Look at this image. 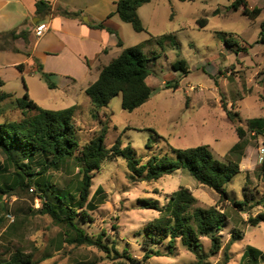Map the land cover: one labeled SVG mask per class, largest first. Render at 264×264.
<instances>
[{"label": "rangeland", "instance_id": "obj_1", "mask_svg": "<svg viewBox=\"0 0 264 264\" xmlns=\"http://www.w3.org/2000/svg\"><path fill=\"white\" fill-rule=\"evenodd\" d=\"M168 1L153 0L142 12L145 19L142 25L147 31L133 32L146 40L149 34L157 37L173 34L164 39L162 47L152 41L143 49L150 58L159 56L149 62L152 72L147 82L153 91L147 103L128 112L121 108L120 96L114 97L106 108L98 109L92 106L84 92L70 94L46 90V95L35 97L41 107L50 110L77 105L74 140L79 144L88 143L105 128L107 148L120 137L122 145L130 144L142 162L159 154L172 156L169 147L186 149L198 145H206L214 158L223 160L238 142L235 127L244 126L251 118H264V45L256 43L264 22V0H247L250 5L262 8L255 20L235 11L231 7L235 0ZM164 2L171 7L165 8ZM170 13L173 14L171 21L168 19ZM200 18L208 20L204 28L197 23ZM238 45L252 47L247 53H236ZM179 60L186 62L187 74L172 69V63ZM174 83L176 90L166 88ZM224 107L237 113L240 123L232 125ZM0 109H4L0 122L21 117L18 110L8 108L7 101ZM242 146L241 173L225 185L227 197L224 199L182 170L154 182H139L128 178L125 160L105 161L94 172L90 190L93 195L100 187L104 201L90 213L91 221L79 222L80 227L90 236L102 234L103 241L109 246L114 242L120 254L125 250L142 261L144 237L141 230L158 214L143 208L140 201L157 200L165 204L169 195L179 187H186L197 199L195 207L217 206L227 215V223L219 232L221 249L210 254V239L201 238L199 263L222 264L223 249L237 232L241 239L230 244L227 264H240L246 247L264 252V223L252 227L247 222L249 216L263 212L264 206L255 205L240 212L231 205L233 200L243 199V187L253 199L249 205L264 195V183L256 175L264 154V137L247 133ZM230 158L235 159L236 154ZM49 173L54 183L64 187L76 180L77 170L68 168ZM40 208L41 200L30 190L2 198L0 255L18 245L24 253L32 255L34 261L45 257L38 264H130L124 258L108 257L94 246L57 244L62 228L49 216L41 215ZM154 249L163 256H152L145 264H196L199 261V257L183 247L179 240L172 252H169L167 241Z\"/></svg>", "mask_w": 264, "mask_h": 264}, {"label": "trees", "instance_id": "obj_2", "mask_svg": "<svg viewBox=\"0 0 264 264\" xmlns=\"http://www.w3.org/2000/svg\"><path fill=\"white\" fill-rule=\"evenodd\" d=\"M150 1L119 0L116 13L123 22L130 24L135 32H146L138 9ZM231 7L250 20H255L261 14L260 8H249L246 0H235ZM35 8V13L40 18L52 12L51 5L43 0H36ZM61 14L76 15L67 11ZM197 23L204 28L208 20L200 18ZM97 27L102 28V23H99ZM172 36L173 34L150 36L142 43L123 48L117 57L100 69L98 78L84 90L92 106L97 109L106 108L116 96L121 97V108L128 112L147 103L153 91L147 83L152 72L149 62L159 56L150 58L143 49L152 41L162 47L164 39ZM17 39L27 41V32L17 34L15 30H12L1 34L0 41L5 44H0V50L6 48L8 41ZM256 43L264 45V22L260 25ZM118 46L122 47L120 41ZM236 47L234 50L236 53L240 51L247 53L252 45ZM171 66L175 71L188 73L184 60L176 61ZM41 76L50 89L55 88L49 79L50 75L41 71ZM2 85L0 81V87ZM166 88L176 90L177 84H169ZM262 98L264 99V94ZM5 101H7L8 108L18 110L21 117L18 120L0 122V153L3 157V162L0 163V202L5 196L12 197L19 191L30 190L41 200V208L38 212L49 216L56 225L62 228L60 238L56 241L57 244L62 246L67 244L73 247L94 246L108 257L124 258L130 264H145L146 260L152 256H163L154 247L166 241L169 252H172L176 241L179 240L183 247L199 257L196 264H200L201 260V238L210 239V254H216L221 249L219 232L227 223V215L223 209L217 206L195 207L196 197L188 188L179 187L169 195L165 204H160L157 200L140 201L143 208L154 210L158 214L141 230V235L144 237L142 261L131 257L125 250L120 254L114 242L109 246L103 241L102 234L96 237L90 236L80 227L79 222L91 221L90 213L104 201L105 195L100 187L93 195H90L93 175L103 162L121 158L126 161L130 180L154 182L182 170L199 184L212 189L224 199L227 197L225 185L235 175L241 173L242 142L247 133H252L255 137H264V118H251L244 126L235 127L238 142L223 160L214 158L206 145H198L186 149L169 147L173 153L172 156L159 154L142 162L137 158L130 144L122 145L120 137L110 148H107L104 145L105 128L86 144L81 145L74 140L77 132L74 120L76 106L49 110L39 106L26 93L20 98H14L11 93L0 91V108ZM224 108L227 119L232 125L236 122L240 123L237 113H231L226 107ZM1 110L4 109H0V113H2ZM147 147L150 148V145L147 144ZM232 154H236L235 159L230 158ZM11 167L12 171L9 172ZM68 168L73 171L77 170L76 180L64 187H59L52 181V175L49 172ZM256 175L264 183V154L256 168ZM242 191L243 199L231 202L234 209L246 212L252 206H264V195L260 200L254 201V205H249L253 202L251 194L247 193L245 187ZM247 222L252 227L264 223V211L255 217L249 216ZM238 239H241V235L236 232L229 244L224 247L222 264H227L229 246ZM3 253L0 255V264H38L45 260L44 257L34 261L33 256L24 253L18 245H15L13 250H5ZM259 263L264 264V252L252 246L246 247L240 264Z\"/></svg>", "mask_w": 264, "mask_h": 264}, {"label": "crops", "instance_id": "obj_3", "mask_svg": "<svg viewBox=\"0 0 264 264\" xmlns=\"http://www.w3.org/2000/svg\"><path fill=\"white\" fill-rule=\"evenodd\" d=\"M43 1L51 5L52 12L40 18L35 13L36 0H0V35L12 30L17 34L27 32V41H8L6 48L0 50V81L3 83L0 91L11 93L14 98L26 93L37 103L35 97L46 95V90L84 92L98 78L100 69L123 48L146 41L119 18L116 13L119 0ZM152 2L138 9L142 24L145 23L142 12ZM246 2L249 8H259ZM164 7L169 8L171 4L164 2ZM60 11L76 15L66 16ZM168 19H173L172 13ZM40 22H47L48 29L36 36L34 29ZM99 23L102 28L97 27ZM119 41L122 47L118 46ZM2 43L5 44L0 41ZM41 71L50 75L55 88L48 87Z\"/></svg>", "mask_w": 264, "mask_h": 264}, {"label": "built area", "instance_id": "obj_4", "mask_svg": "<svg viewBox=\"0 0 264 264\" xmlns=\"http://www.w3.org/2000/svg\"><path fill=\"white\" fill-rule=\"evenodd\" d=\"M48 29L47 22H40L35 26L34 33L36 36H41Z\"/></svg>", "mask_w": 264, "mask_h": 264}]
</instances>
